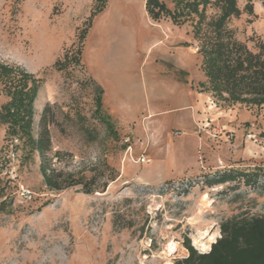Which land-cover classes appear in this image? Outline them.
Instances as JSON below:
<instances>
[{
	"label": "rangeland",
	"instance_id": "rangeland-1",
	"mask_svg": "<svg viewBox=\"0 0 264 264\" xmlns=\"http://www.w3.org/2000/svg\"><path fill=\"white\" fill-rule=\"evenodd\" d=\"M96 8L0 0V65L43 79L33 134L47 109L48 173L63 186L47 185L40 157L0 125V264H178L188 239L204 252L227 219L264 215V105L200 86L198 17L154 20L146 0ZM254 10L227 25L257 50L264 0ZM8 100L0 82V107ZM229 171L258 179L217 180ZM78 179L93 192L65 186Z\"/></svg>",
	"mask_w": 264,
	"mask_h": 264
},
{
	"label": "trees",
	"instance_id": "trees-1",
	"mask_svg": "<svg viewBox=\"0 0 264 264\" xmlns=\"http://www.w3.org/2000/svg\"><path fill=\"white\" fill-rule=\"evenodd\" d=\"M107 1L96 0L95 13L102 11ZM239 1L173 0L175 5L172 9L164 0H146V9L152 19L170 17L178 25L184 22L182 16H197L194 37L201 40L198 53L202 56L201 69L206 78L200 86L230 103L247 102L261 106L264 105V42H257V50H253L237 39L227 25L232 17H240L243 12L255 15V0H245L243 9ZM208 7L216 10L209 20L206 16ZM0 82L9 97L0 107V125L7 126L8 137L23 140L29 154L35 153L40 157L44 182L53 189H62L57 180L53 181L55 174H49L47 168L48 154L52 152L47 109L41 117L38 136L33 134L34 103L43 79L19 67L1 64ZM101 101L99 98V107L102 106ZM60 155L56 151L57 159ZM239 176L248 183L258 179L256 173L229 171L222 173L217 180L228 182ZM78 184H83L85 192H93L80 179L66 182L65 186ZM221 234L209 252H199L188 239L186 248L189 253L178 264H264V215L227 219L221 224Z\"/></svg>",
	"mask_w": 264,
	"mask_h": 264
},
{
	"label": "bare ground",
	"instance_id": "bare-ground-1",
	"mask_svg": "<svg viewBox=\"0 0 264 264\" xmlns=\"http://www.w3.org/2000/svg\"><path fill=\"white\" fill-rule=\"evenodd\" d=\"M211 239H215V236H213V237H211ZM210 239V240H211ZM214 241V240H213ZM212 242V241H211ZM213 243V242H212ZM210 247H211V243H210V241H209V243H202L201 244V249H202V251H204V252H206V251H209V249H210Z\"/></svg>",
	"mask_w": 264,
	"mask_h": 264
},
{
	"label": "crops",
	"instance_id": "crops-1",
	"mask_svg": "<svg viewBox=\"0 0 264 264\" xmlns=\"http://www.w3.org/2000/svg\"><path fill=\"white\" fill-rule=\"evenodd\" d=\"M107 91H108V90H106V94H107V96H108V95H109V92H107ZM187 105H189V104H186V106H187ZM178 109H179V108H178ZM159 111H160V110H159ZM161 112H163V110H162ZM161 112H160V113H161ZM164 112H165V111H164Z\"/></svg>",
	"mask_w": 264,
	"mask_h": 264
},
{
	"label": "built area",
	"instance_id": "built-area-1",
	"mask_svg": "<svg viewBox=\"0 0 264 264\" xmlns=\"http://www.w3.org/2000/svg\"><path fill=\"white\" fill-rule=\"evenodd\" d=\"M141 161H142V162H145V161H146V158L143 156V157L141 158Z\"/></svg>",
	"mask_w": 264,
	"mask_h": 264
}]
</instances>
